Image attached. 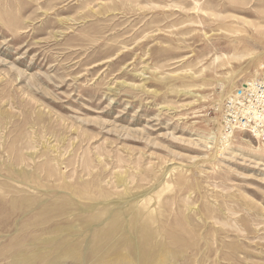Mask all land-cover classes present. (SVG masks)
Masks as SVG:
<instances>
[{
    "label": "rangeland",
    "instance_id": "obj_1",
    "mask_svg": "<svg viewBox=\"0 0 264 264\" xmlns=\"http://www.w3.org/2000/svg\"><path fill=\"white\" fill-rule=\"evenodd\" d=\"M262 76L264 0H0V264H264Z\"/></svg>",
    "mask_w": 264,
    "mask_h": 264
},
{
    "label": "built area",
    "instance_id": "obj_2",
    "mask_svg": "<svg viewBox=\"0 0 264 264\" xmlns=\"http://www.w3.org/2000/svg\"><path fill=\"white\" fill-rule=\"evenodd\" d=\"M221 126L226 140L245 132L264 141V76L245 82L225 98Z\"/></svg>",
    "mask_w": 264,
    "mask_h": 264
},
{
    "label": "bare ground",
    "instance_id": "obj_3",
    "mask_svg": "<svg viewBox=\"0 0 264 264\" xmlns=\"http://www.w3.org/2000/svg\"><path fill=\"white\" fill-rule=\"evenodd\" d=\"M228 141H230V140H226L224 143H227ZM118 226V225H117ZM57 229V228H56ZM118 229H120V227H117L116 228V230H112L113 232H115V231H117ZM112 231H111V233H112ZM145 232V231H144ZM105 233V232H104ZM110 233V234H111ZM113 234V233H112ZM146 233H144V238L147 236V235H145ZM104 235V234H103ZM102 234H101V237L103 236ZM107 235V234H106ZM104 237V236H103ZM104 239H105V237H104ZM56 240V242H58V245H60V246H57V248H59L58 250H57V253L58 254H61V256H62V254L64 255H68L67 254V252H68V249H69V247L71 246L70 245V243L69 242H67L68 241V239H67V241H66V239L64 240L63 238H57V239H55ZM147 241V240H146ZM105 242V241H104ZM102 243V242H101ZM101 246V245H100ZM98 247V246H97ZM104 248V247H103ZM100 250V249H99ZM69 251H71L70 249H69ZM94 253H96V251L94 252ZM95 255V254H94ZM60 256V255H59ZM57 257V256H56ZM76 257V256H75ZM56 259V258H55ZM146 259H148V258H145V260ZM25 260V259H24ZM54 260V259H53ZM57 260V259H56ZM55 260V261H56ZM55 261L53 262V263H55ZM143 261V260H142ZM16 262V261H15ZM146 262H147V260H146ZM52 263V264H53ZM17 264V263H16ZM147 264V263H146ZM149 264V263H148Z\"/></svg>",
    "mask_w": 264,
    "mask_h": 264
}]
</instances>
